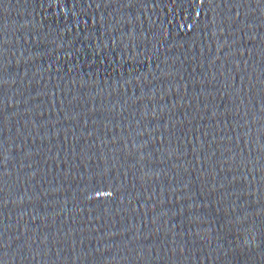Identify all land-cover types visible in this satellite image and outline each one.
<instances>
[{"label":"water","instance_id":"obj_1","mask_svg":"<svg viewBox=\"0 0 264 264\" xmlns=\"http://www.w3.org/2000/svg\"><path fill=\"white\" fill-rule=\"evenodd\" d=\"M0 264H264V0H0Z\"/></svg>","mask_w":264,"mask_h":264}]
</instances>
